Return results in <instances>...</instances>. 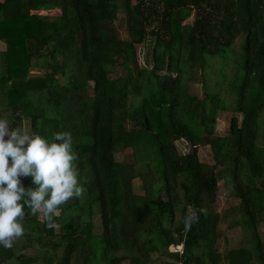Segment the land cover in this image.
<instances>
[{
	"label": "trees",
	"instance_id": "1",
	"mask_svg": "<svg viewBox=\"0 0 264 264\" xmlns=\"http://www.w3.org/2000/svg\"><path fill=\"white\" fill-rule=\"evenodd\" d=\"M118 4L127 40L114 24ZM210 60L220 64L215 84L189 95L192 71L204 75ZM0 94V118L13 127L49 140L71 132L87 181L54 229L25 206L26 243L0 246V264H53L60 248L54 264H264V0H0ZM219 111L231 114L225 130L215 129ZM203 146L213 165L200 159ZM128 147L135 162L117 160ZM220 179L235 203L218 211ZM200 208L207 214L186 230L183 217ZM233 215L227 228L249 238L218 250Z\"/></svg>",
	"mask_w": 264,
	"mask_h": 264
},
{
	"label": "clouds",
	"instance_id": "2",
	"mask_svg": "<svg viewBox=\"0 0 264 264\" xmlns=\"http://www.w3.org/2000/svg\"><path fill=\"white\" fill-rule=\"evenodd\" d=\"M12 125L0 118V246L6 249L25 234V206L32 215L40 213L47 227L54 229V217L60 215L61 206L82 198L87 191L70 131H57L49 140ZM28 177L35 187L25 188L22 178ZM201 214L206 215L207 209H194L185 215V229L191 230Z\"/></svg>",
	"mask_w": 264,
	"mask_h": 264
},
{
	"label": "rangeland",
	"instance_id": "3",
	"mask_svg": "<svg viewBox=\"0 0 264 264\" xmlns=\"http://www.w3.org/2000/svg\"><path fill=\"white\" fill-rule=\"evenodd\" d=\"M132 3H135V0H131ZM191 16L188 17L186 19V23H190L193 19L192 14H190ZM114 24L115 27L117 28L118 31V36L121 39H125L127 40L128 37V15L126 14V12L124 11V7L122 6V4H118V11H117V15L116 18L114 19ZM242 42H243V35H239L236 40H235V44L239 43V47L241 45L242 47ZM148 43V42H147ZM140 46H137V53L139 52V54L137 55V62L139 65H141L142 60H143V55H140ZM142 54V52H141ZM209 59H212V57ZM211 65L210 68L205 69L204 75H202V71L199 69H194L191 73V79L187 82V92L189 93V95L192 96H196L198 98H201L204 96V86L206 85L207 87H211L215 84L216 81V76H215V72H217L216 70L220 67L219 61L218 60H210ZM115 69H117V71H121V67H116ZM205 86V87H206ZM5 95L0 94V105L4 106L5 105ZM133 103H136L135 101H133ZM129 107H133V105H131V103L129 104ZM264 114V111L262 112V115ZM5 115H8V113L6 112ZM262 115L260 114L259 116V122L261 120ZM231 117L230 113L224 112V111H219L217 114V118H216V123H215V129H227L229 126V119ZM129 121V120H128ZM261 122H264V118L261 120ZM128 124V128L131 126L130 122L127 123ZM262 124V123H261ZM264 125L261 126L260 129H262L260 131L261 134H263L264 132ZM262 138L260 137V142L259 143H263L262 142ZM178 147H179V151H185L188 149L187 146H185L184 148V142H178ZM136 152L133 149V147H128L127 149H122V150H117L116 154H115V158L117 160H121L124 162H135L136 160ZM199 157L200 159L209 164V165H213L214 164V159L212 156V152L209 149L208 146H203L199 149ZM217 174H222L221 171V167H219L218 169L215 170ZM222 176V175H221ZM219 185V191H218V197L216 199V208L218 211H221L227 207H229L230 205L234 204V198L231 195H228L225 190H224V181L222 179L219 180L218 182ZM133 188L136 192L138 193H142L143 192V188H142V183L140 181V179L136 178L134 179V184H133ZM232 218H234V215L232 217L226 218L224 219L221 224H220V228L221 230L226 234V236L228 237L229 241H227V243H225V241L221 238L218 240V243L216 245L218 250H224L227 247H236L240 244V242L243 239L249 238L248 237V233L245 236L244 235V230L241 229L240 227L238 228H232V229H228L227 228V224L229 222V220H231ZM260 219V229L263 232L264 235V212L262 213L261 216L258 217ZM246 232V231H245ZM18 244H24L26 243V239L24 236L18 238L17 240H15ZM39 248V246L37 244H35L33 247L28 248L27 251H25V253L27 254V256H37V249ZM171 251L174 250H181V245L179 246H171L170 247ZM21 249H18L17 252H20ZM22 253L24 251H21ZM63 254V249L60 248L59 250L55 251V254L53 255V264L59 259L61 258ZM101 256L96 257L95 259V264H102L101 262ZM16 260H11L9 261L10 264H16ZM41 262V261H40ZM42 263V262H41ZM31 264H36V262H32ZM120 264H129L128 261H123ZM175 264H177L175 262Z\"/></svg>",
	"mask_w": 264,
	"mask_h": 264
}]
</instances>
